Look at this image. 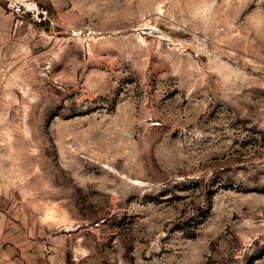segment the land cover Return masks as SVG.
Segmentation results:
<instances>
[{"label": "rangeland", "instance_id": "rangeland-1", "mask_svg": "<svg viewBox=\"0 0 264 264\" xmlns=\"http://www.w3.org/2000/svg\"><path fill=\"white\" fill-rule=\"evenodd\" d=\"M0 68V264H264V0H37Z\"/></svg>", "mask_w": 264, "mask_h": 264}, {"label": "crops", "instance_id": "crops-1", "mask_svg": "<svg viewBox=\"0 0 264 264\" xmlns=\"http://www.w3.org/2000/svg\"><path fill=\"white\" fill-rule=\"evenodd\" d=\"M41 31V26L27 18L13 16L0 6V68L3 58L11 55L19 46V42H31Z\"/></svg>", "mask_w": 264, "mask_h": 264}, {"label": "built area", "instance_id": "built-area-1", "mask_svg": "<svg viewBox=\"0 0 264 264\" xmlns=\"http://www.w3.org/2000/svg\"><path fill=\"white\" fill-rule=\"evenodd\" d=\"M2 9L16 17L27 18L30 22L52 30L53 18L48 9L37 0H0Z\"/></svg>", "mask_w": 264, "mask_h": 264}]
</instances>
